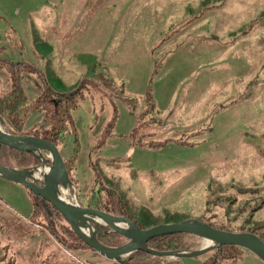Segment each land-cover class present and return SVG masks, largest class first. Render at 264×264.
Returning a JSON list of instances; mask_svg holds the SVG:
<instances>
[{
  "label": "rangeland",
  "instance_id": "374dc122",
  "mask_svg": "<svg viewBox=\"0 0 264 264\" xmlns=\"http://www.w3.org/2000/svg\"><path fill=\"white\" fill-rule=\"evenodd\" d=\"M0 56L41 69L53 93L78 89L58 150H78L69 176L81 194L112 192L146 226L264 222V0H0ZM77 187L60 197L77 200ZM31 209L24 187L0 178V264H62L64 253L96 264ZM157 261L264 264L229 245Z\"/></svg>",
  "mask_w": 264,
  "mask_h": 264
},
{
  "label": "trees",
  "instance_id": "16d2710c",
  "mask_svg": "<svg viewBox=\"0 0 264 264\" xmlns=\"http://www.w3.org/2000/svg\"><path fill=\"white\" fill-rule=\"evenodd\" d=\"M24 72H29L39 86L40 93H37L35 98L26 95L24 84L27 83V80L23 76ZM78 92L76 89L71 92L53 93L48 87L41 69L31 64L26 65L0 56V127L5 132L41 137L53 142L59 149L63 143L64 134L69 130L66 118L69 109L76 106L74 96ZM32 113H38L41 117L31 126L25 127V123ZM72 152L70 156L63 158L68 176L70 172L75 171V160L79 157L78 150L74 146ZM40 163L38 157L32 153L16 150L0 143L1 166L26 169L36 167ZM69 179L71 184L77 187L70 176ZM77 191V202L80 206L97 208L111 215L124 216L132 220L125 209V202L120 197L115 196L114 193L100 191L97 194L93 189H90L81 194V189L78 187ZM26 192L31 201L32 222L35 221L43 226L58 243L67 249L86 248L94 251L75 236L69 225L49 203L44 202L28 190ZM83 196L84 198H82ZM257 208L252 209V211L257 210ZM136 224L141 228L153 225L146 226L137 222ZM254 229L257 232L249 229L245 231L254 233L263 240L264 222ZM96 237L106 246H119L126 241L121 235L102 224H98ZM199 240L201 238L193 235L174 233L153 237L148 240L147 245L158 251L196 250L200 245ZM160 258L162 257L142 251H134L126 259V262L128 264H158L157 260Z\"/></svg>",
  "mask_w": 264,
  "mask_h": 264
},
{
  "label": "water",
  "instance_id": "95a60500",
  "mask_svg": "<svg viewBox=\"0 0 264 264\" xmlns=\"http://www.w3.org/2000/svg\"><path fill=\"white\" fill-rule=\"evenodd\" d=\"M0 143L16 150L32 153L41 161L39 166L42 168L46 166L47 168L45 172L42 171V181L36 182L33 176L36 167L16 169L0 165V178L21 185L44 202L49 203L80 241L109 260L128 264L126 259L134 251L175 259L195 257L211 249L229 245L242 247L264 262V241L251 232H230L194 219H183L178 222L141 228L127 217L111 215L97 208L68 202L60 197L59 190L61 187L72 188L73 185L69 179L64 160L53 142L33 135L11 134L0 128ZM42 152H47V157ZM98 224L107 226L111 231L125 238L126 241L119 246L102 244L96 237ZM174 233H185L199 237L205 240L206 244L196 250L179 251H158L147 245L148 240L153 237Z\"/></svg>",
  "mask_w": 264,
  "mask_h": 264
},
{
  "label": "crops",
  "instance_id": "0c3cea01",
  "mask_svg": "<svg viewBox=\"0 0 264 264\" xmlns=\"http://www.w3.org/2000/svg\"><path fill=\"white\" fill-rule=\"evenodd\" d=\"M150 90V89H149ZM152 98V96H150L149 94L146 95V98ZM42 242V241H41ZM69 259L70 261L67 262V259L64 260V262L62 264H76L75 262H73L72 260L74 259L76 262H78V264H83L81 263L80 261H78L76 259L75 256L69 254V253H64ZM83 256H90L91 259H93L96 264H121V263H118L116 261H113V260H109L103 256H101L100 254L98 255L99 257H95L94 255H91L90 253H81ZM98 254V253H97ZM80 255V254H79ZM66 257V258H67ZM175 258H166V261H174Z\"/></svg>",
  "mask_w": 264,
  "mask_h": 264
},
{
  "label": "built area",
  "instance_id": "2783aa9c",
  "mask_svg": "<svg viewBox=\"0 0 264 264\" xmlns=\"http://www.w3.org/2000/svg\"><path fill=\"white\" fill-rule=\"evenodd\" d=\"M36 169H37V170H36ZM36 169H35V171H34L33 176H34L36 182H40V181H42V179H43V177H42V171H43L44 169L46 170L47 168H46V166H45V167L43 166V168H42V166H39V167L36 168ZM64 200H66V199H64ZM68 202H69V201H68ZM71 203H78V202H77L76 199H74L73 202L71 201Z\"/></svg>",
  "mask_w": 264,
  "mask_h": 264
},
{
  "label": "bare ground",
  "instance_id": "6f19581e",
  "mask_svg": "<svg viewBox=\"0 0 264 264\" xmlns=\"http://www.w3.org/2000/svg\"><path fill=\"white\" fill-rule=\"evenodd\" d=\"M23 78V77H22ZM66 94H68V93H66ZM20 135V134H19ZM44 172H45V169L43 170ZM89 227V226H88ZM86 233L88 232V231H85Z\"/></svg>",
  "mask_w": 264,
  "mask_h": 264
},
{
  "label": "flooded vegetation",
  "instance_id": "af4514ba",
  "mask_svg": "<svg viewBox=\"0 0 264 264\" xmlns=\"http://www.w3.org/2000/svg\"><path fill=\"white\" fill-rule=\"evenodd\" d=\"M64 160V159H63Z\"/></svg>",
  "mask_w": 264,
  "mask_h": 264
}]
</instances>
